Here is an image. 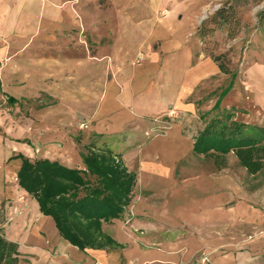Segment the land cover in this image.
Wrapping results in <instances>:
<instances>
[{
  "label": "crops",
  "instance_id": "obj_1",
  "mask_svg": "<svg viewBox=\"0 0 264 264\" xmlns=\"http://www.w3.org/2000/svg\"><path fill=\"white\" fill-rule=\"evenodd\" d=\"M0 1L2 12L6 14L0 25V37L27 34L24 38L29 43L36 37L38 28L35 19L28 14L39 7V1ZM46 5L52 10L53 3L46 1ZM64 10L69 19L59 20L56 24L48 21L50 30L41 32L51 35L47 42L60 48L43 59L59 61V66L52 63V67L58 68L55 74L59 77L60 91L81 92L77 103L69 105L60 100L59 106L75 108L70 115L81 114L83 118L66 122L69 127L65 132L48 135L46 139H50L51 145H45L44 148H48L40 157H35L39 151L31 145L21 154L27 153L26 159L30 161L48 160L83 170L79 151L77 159L71 162L62 160V153L75 152L74 139L80 138L79 135L86 143L99 139L121 158L128 172L136 175V186L127 212L102 225V231L122 248L85 252H79L61 240L52 220L40 214L36 201L21 189L16 190L13 206L5 208L8 222L0 229L8 241L19 246L21 259L29 264H264V180L246 193L242 184L228 177L230 166L219 172L215 170L217 174L212 175L210 165L207 172L189 178L184 176L180 180L182 173L188 174V170L201 161L197 158V165L192 162L193 166L187 167V160L194 156L193 140L199 132H195L191 146L186 149L178 147L181 143L179 128L173 130V126L162 133L164 121L170 120L169 108L181 107L187 111L185 103L190 94V87L187 89L183 84L171 90V74L167 72L174 63L164 60H177L179 36L172 38L173 33L170 35L165 31V42L171 40L172 51L159 57L158 43L161 41L153 32L156 28L168 30L171 23L152 21L146 28L152 27L153 31H144L141 37L131 23L116 26L112 22L91 21L88 24L71 19L74 15L70 8ZM11 12L14 15L10 17ZM118 28H121L119 31L125 44L121 48L120 61H124L121 68L115 62ZM164 30L160 32L161 38ZM101 31L104 35H100ZM137 36H140L136 42L138 50L143 49L147 56L141 66L134 67L131 65L134 56L131 40ZM101 40L111 45L101 46ZM119 71L122 73L116 78ZM170 71L173 74L172 67ZM44 75L52 76L46 71ZM164 76L167 79L164 80ZM47 90L54 89L46 86ZM54 102L51 100L52 105ZM54 138L63 149L53 147L56 146ZM178 148L182 149L181 153L176 152ZM165 155L167 158L163 157ZM18 169L19 166L14 172L15 178ZM176 198H182L184 202L181 207L172 209L171 202ZM202 259L205 261L201 263Z\"/></svg>",
  "mask_w": 264,
  "mask_h": 264
},
{
  "label": "rangeland",
  "instance_id": "obj_2",
  "mask_svg": "<svg viewBox=\"0 0 264 264\" xmlns=\"http://www.w3.org/2000/svg\"><path fill=\"white\" fill-rule=\"evenodd\" d=\"M37 1L40 3L39 7L34 12L27 13L36 21L38 32L35 38L28 43L27 38H24L27 34H23V37H0V57H2L0 59V228L8 222L5 216V208L13 206L12 203L17 197L16 190L20 189L14 177V172L21 164L18 156L27 157V153L23 155L21 152L28 150L31 145L33 149L37 148V151L40 152L35 157H40L42 152L48 148L47 146L51 145L50 139H46L48 135L56 136L55 134L65 132L69 127L66 122H70L71 119L76 120V117L83 118L81 114L78 116L70 115V111L75 110V108H62L59 106L60 100L69 105L71 102L77 103L81 92L60 91L59 77L55 74V70L58 68L52 67V63L59 66V61L54 60L53 62L50 59H43L46 55H50L49 53L54 51L57 53L60 48L54 46V44L50 45L47 40L50 41L51 35L41 32L50 30L47 27L48 21L52 20L54 21L53 24H56L59 20L69 19L68 13L64 10L67 7L72 10L74 15L71 19H76L80 22L87 21L88 24L91 21L112 22V25L116 26L118 23L119 26L124 23H131V26L135 25L141 37L144 35V31H153L152 27L146 28L152 21L171 23L168 30L156 28V32L153 33L158 38L157 40L163 43L162 46L161 42L158 43L160 58L169 55L172 51V44L169 42L171 40L169 39L168 42H165L167 39L166 33L170 35L173 33V36L171 35L172 38H176V36L180 38V51L177 53V60H164L167 63H174L169 66L170 69L172 67L173 74L170 69L167 72L172 75V77L171 75L169 77L172 81V83L169 81V85L172 84L171 90L182 84L187 89L190 87V94L185 103L187 111H184L181 107L180 109L176 107L169 108L168 117L170 120L164 121L166 123L162 131L163 133L171 130L173 126V130L179 128L181 143H179L178 147L184 149L190 147L192 136H195V132H200L204 123L216 114L224 115L227 113L236 121L247 124L260 125L264 123V21L260 22L258 18V14L264 7V0L262 3H256V0H246V4L240 6L237 13H235L237 21L234 24L236 25V30L234 31L235 36L231 40L225 29L215 31L204 40L199 39L197 35V29L200 28L201 24L230 0ZM46 1L53 3L52 10L48 9ZM66 4L68 6H65ZM5 15L2 12V3L0 1V25H2ZM13 15V12L9 13L10 17ZM120 29H117L115 36L117 46V60L115 62L119 63L121 68L124 66V61H120L121 48H124L125 44L122 42L124 38L121 39ZM82 30L81 28L80 35L83 34ZM162 30H164V36L161 38L160 32ZM101 34L104 35V31H101ZM140 36L131 40L132 53L134 54L131 59V65L134 67L141 66L143 61L146 60L145 56H147L143 49L140 48L138 50L136 42ZM102 41L104 44H102ZM100 42L101 46L111 45L106 40H101ZM136 45L137 48L135 47ZM49 46H52L54 50ZM209 55L223 57L222 63L226 65L229 74L223 75L219 73ZM45 71L49 74L51 72L52 76H45ZM120 71L115 75L116 78L122 73ZM165 79H167L166 76H164ZM46 86H51L54 90L45 91ZM6 96L17 99L19 104L13 107L8 106L5 102ZM51 100L56 103L54 102V105H52ZM217 103L218 110H213ZM78 109L81 110L82 108ZM84 110L85 108L82 109V111ZM206 113H208V116L203 119L202 115ZM76 126L77 128L79 127L77 124ZM81 127L82 129L84 128V126ZM157 134L160 133L158 132ZM79 136L83 146L89 143H86L82 135ZM100 141L99 139H92L90 143L93 142L94 148H99L105 145L104 142ZM53 142L56 145L53 146L55 149H63V147L58 146L59 141L55 139ZM45 145H47L46 148H44ZM181 148H178L176 152L181 153ZM78 151L81 155V152L85 150L83 148L80 150V148L75 146L74 153L72 151L71 153H62L64 154L62 160L71 162L72 159H77ZM168 156H170V153ZM163 157L167 158V155ZM158 158L160 157L158 156ZM59 159L61 158L59 157ZM196 159L194 156L190 157L187 160V167L192 162L197 165L198 161L196 163ZM198 165L194 166L193 169L191 164L192 169L190 168L187 172L190 175L182 173L180 180L184 176L189 178L191 175H199L200 172L203 173L210 170L209 166L202 162ZM229 166L230 169L227 171L229 178L242 184L246 193H248L247 190L251 191L254 189L257 182H253L245 172H242L233 159H230ZM211 171L212 175L217 174L213 167ZM175 175H177V172H175ZM220 175L222 176L223 174ZM183 202L184 199L176 198L171 202V208H179ZM126 222L125 224H127ZM0 231L3 232L2 229ZM202 262H204L203 259L201 260ZM22 264L29 263L27 260H23Z\"/></svg>",
  "mask_w": 264,
  "mask_h": 264
},
{
  "label": "trees",
  "instance_id": "obj_3",
  "mask_svg": "<svg viewBox=\"0 0 264 264\" xmlns=\"http://www.w3.org/2000/svg\"><path fill=\"white\" fill-rule=\"evenodd\" d=\"M246 2L230 0L224 3L197 29L199 39L204 40L224 29L229 39H233L235 13ZM258 18L264 21V7ZM209 57L219 73L229 74L222 63L223 57ZM5 102L11 107L19 104L10 96H6ZM213 110H218V103ZM207 116L208 113L202 118ZM90 141L83 146L79 137L74 139L75 145L85 150L81 152L83 170L48 160L30 161L19 155L17 185L36 201L40 214L52 220L60 239L79 252L121 249V245L102 231V225L127 212L133 199L136 175L128 172L121 158L105 145L94 148ZM192 148L196 158L218 172L227 169L233 159L253 182H257L254 188L264 180V123L247 124L227 113L216 114L204 123ZM21 258L19 246L8 241L0 231V264H21Z\"/></svg>",
  "mask_w": 264,
  "mask_h": 264
},
{
  "label": "bare ground",
  "instance_id": "obj_4",
  "mask_svg": "<svg viewBox=\"0 0 264 264\" xmlns=\"http://www.w3.org/2000/svg\"><path fill=\"white\" fill-rule=\"evenodd\" d=\"M165 64H166V63H165ZM258 65H259V64H258ZM261 71H262V70H261ZM249 85H250V84H249ZM245 91H246V90H245ZM241 104H242V102H241ZM249 104H250V103H249ZM259 116H260V115H259ZM255 123H256V122H255ZM39 153H40V152H39ZM7 180H8V179H7ZM7 180H6V181H7ZM2 191H3V190H2ZM23 195H24V194H23ZM25 195H26V194H25ZM30 209H31V208H30ZM67 249H68V248H67Z\"/></svg>",
  "mask_w": 264,
  "mask_h": 264
},
{
  "label": "built area",
  "instance_id": "obj_5",
  "mask_svg": "<svg viewBox=\"0 0 264 264\" xmlns=\"http://www.w3.org/2000/svg\"><path fill=\"white\" fill-rule=\"evenodd\" d=\"M127 223H128V221H127ZM205 261V260H204Z\"/></svg>",
  "mask_w": 264,
  "mask_h": 264
}]
</instances>
